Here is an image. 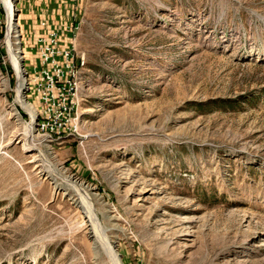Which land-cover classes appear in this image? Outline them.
<instances>
[{"label": "rangeland", "instance_id": "1", "mask_svg": "<svg viewBox=\"0 0 264 264\" xmlns=\"http://www.w3.org/2000/svg\"><path fill=\"white\" fill-rule=\"evenodd\" d=\"M38 2L14 0L26 81ZM43 3L86 61L79 131L19 102L0 0V264H114L87 203L122 264H264V0Z\"/></svg>", "mask_w": 264, "mask_h": 264}, {"label": "built area", "instance_id": "2", "mask_svg": "<svg viewBox=\"0 0 264 264\" xmlns=\"http://www.w3.org/2000/svg\"><path fill=\"white\" fill-rule=\"evenodd\" d=\"M41 28L44 31L31 46L35 61L28 60L27 51L22 54L28 92L40 102L37 129L54 140L79 131L76 114L80 74L86 61L84 56L76 55L70 34L73 28L69 24L54 26L44 19Z\"/></svg>", "mask_w": 264, "mask_h": 264}, {"label": "bare ground", "instance_id": "3", "mask_svg": "<svg viewBox=\"0 0 264 264\" xmlns=\"http://www.w3.org/2000/svg\"><path fill=\"white\" fill-rule=\"evenodd\" d=\"M3 5L5 6L7 13H8V32H7V38L6 42L9 47L10 51V57L11 61L13 62L17 73H18V100L21 102L27 109L31 110L32 113V123H35L37 113L36 110L31 107V105L26 102L24 98V90L26 89V80H25V74L23 69L21 68L22 65V57L20 54V50L17 49L14 46V42L12 40V35L16 30L18 29L17 23L14 21L15 19V11L16 7L14 4V0H1ZM33 127V126H32ZM89 203L86 204L85 210L89 216L90 222L92 224V227L95 231L96 240H98L100 243L105 245L106 249L108 250L109 255L112 257L114 264H122V259L117 253V251L114 249V245L111 243L110 238L107 236L106 231L102 228H100V223L96 217V214L93 210V208L89 207Z\"/></svg>", "mask_w": 264, "mask_h": 264}, {"label": "crops", "instance_id": "4", "mask_svg": "<svg viewBox=\"0 0 264 264\" xmlns=\"http://www.w3.org/2000/svg\"><path fill=\"white\" fill-rule=\"evenodd\" d=\"M43 1L44 0H41V1L39 0V2H38L39 7H35V9L32 10L33 14H29L30 21H32V22L35 21L37 23V25H39V20L41 21L42 19H46V17H48L46 10L43 11V9H41V7H40V6H42V4H44ZM48 19H49V21H51V24L54 26L56 25L55 24L56 21H60V17H58L57 15L55 16L54 19H52L50 16L48 17ZM41 29H42L41 25H39L38 32L41 31Z\"/></svg>", "mask_w": 264, "mask_h": 264}, {"label": "water", "instance_id": "5", "mask_svg": "<svg viewBox=\"0 0 264 264\" xmlns=\"http://www.w3.org/2000/svg\"><path fill=\"white\" fill-rule=\"evenodd\" d=\"M16 18H17V16H16ZM17 20H18V18H17ZM20 37H21V35H20ZM21 48H22V46H21ZM28 84H27V81H26V86H27ZM26 89H28L27 87H26Z\"/></svg>", "mask_w": 264, "mask_h": 264}]
</instances>
